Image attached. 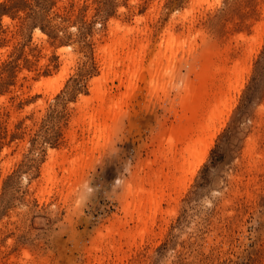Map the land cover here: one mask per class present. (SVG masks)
I'll use <instances>...</instances> for the list:
<instances>
[{"label":"rangeland","instance_id":"374dc122","mask_svg":"<svg viewBox=\"0 0 264 264\" xmlns=\"http://www.w3.org/2000/svg\"><path fill=\"white\" fill-rule=\"evenodd\" d=\"M0 264H264V0H0Z\"/></svg>","mask_w":264,"mask_h":264},{"label":"bare ground","instance_id":"6f19581e","mask_svg":"<svg viewBox=\"0 0 264 264\" xmlns=\"http://www.w3.org/2000/svg\"><path fill=\"white\" fill-rule=\"evenodd\" d=\"M117 26H119V25H117ZM125 28V27H124ZM113 30V29H112ZM116 30V29H115ZM128 30V29H127ZM129 30H131V29H129ZM113 32H114V30H113ZM113 32H111V36H112V33ZM118 32H121V30L120 29H118L117 30V32H115V35H116V33H118ZM129 33V32H128ZM137 33H138V31H137ZM119 34V33H118ZM123 34V33H122ZM114 35V34H113ZM128 35V37H129V35H131V34H127ZM172 37V36H171ZM119 38V37H118ZM175 38V37H174ZM168 38L167 40H169L168 41V43H167V46H166V48L164 47V50H165V52H166V54H167V52L169 51V52H171V54L173 55V53H174V50L177 48V46L180 48V46H181V44L182 45H184V42L182 41V43L180 44V42L181 41H179V44L177 43V41L175 40V39H177V38ZM120 39H121V37H120ZM123 39V38H122ZM124 39H125V37H124ZM111 43V42H110ZM113 43H115V41L113 42ZM112 43V44H113ZM128 43V42H127ZM165 44V43H164ZM129 45V44H128ZM128 45H126V43H124V42H122L121 40L120 41H118V42H116L114 45H112V46H110V47H107V49L104 51V52H106V61H104V62H106V67H107V69L109 70V72H116V69H117V67L119 66V64L121 63V60H120V57L119 56H117L116 55V53H117V51L122 47H125V46H127L128 47ZM166 45V44H165ZM164 45V46H165ZM130 47V46H129ZM178 48V49H179ZM128 49V48H127ZM131 50V49H130ZM141 50V49H140ZM164 50H163V53H165L164 52ZM167 50V51H166ZM127 51V50H126ZM138 51V50H137ZM176 51H177V49H176ZM131 52V51H130ZM142 52V51H141ZM119 53H120V51H119ZM133 53V52H132ZM162 53V54H163ZM105 54V53H104ZM125 54H127V53H125ZM134 54V53H133ZM138 54V53H137ZM136 54V52H135V55H137ZM140 54V53H139ZM138 54V55H139ZM165 56V55H164ZM138 57H140V56H138ZM168 57V56H167ZM170 57H172L171 55H170ZM129 58V61H132L131 62V64L133 63V60H134V57H128ZM136 59V58H135ZM139 59V58H138ZM125 61V60H124ZM123 62V61H122ZM126 62V61H125ZM135 62V61H134ZM128 63V62H127ZM126 64V63H125ZM122 64H120V66H121ZM134 65H135V63H134ZM104 66V65H103ZM131 66V65H130ZM135 67H138V66H135ZM140 67V66H139ZM129 68V67H128ZM119 69V68H118ZM136 69V71H137V68H135ZM126 70V69H125ZM133 70V69H132ZM160 70V69H159ZM129 71H130V69H129ZM128 71V69H127V75L129 76V77H127L128 78V81L130 82V81H133L134 82V79H133V73H135L134 72V70H133V73H132V75L130 74V72ZM123 72L125 73V71H124V69H123ZM209 72V71H208ZM213 72V71H212ZM116 73H118V72H116ZM110 74V73H109ZM123 74V73H122ZM136 74H138L137 72H136ZM209 74V73H208ZM105 76L104 77H106V75H107V78H108V74H104ZM110 75H112V74H110ZM109 75V76H110ZM124 75H126V74H124ZM134 76H136V75H134ZM138 77V76H137ZM126 78V77H125ZM215 78V77H214ZM99 79H102V77L101 78H99ZM106 81H105V80ZM97 80V79H96ZM102 80H104L105 82H107V79L106 78H103ZM135 80H136V78H135ZM156 82V81H155ZM95 83H97V88H96V93L97 94H95V96L97 95V98H98V101H99V105L97 106V108H95V109H93V112H90V111H86L85 109L83 110V111H86V115H88L87 117L90 119H88L89 120V123L90 122H92V124H93V129L92 130H95L94 132V138H93V141H95L94 139L95 138H97L99 141L101 140V139H105V137H103V135L105 134V132H106V130H107V119H109L110 117V115L114 112V110L118 107V99H114L115 101H117V103H115L114 104V102L113 103H111L109 100V102H106V100H105V95H104V93L102 92V90L104 91V92H106L107 93V91H105L104 89L105 88H103V87H100V85H99V83H100V81L99 80H97V81H95ZM104 84V83H103ZM103 84H102V86H103ZM133 84V83H132ZM153 84V83H152ZM105 86V85H104ZM160 87V86H159ZM101 88H102V90H101ZM94 89V88H93ZM94 97V96H93ZM109 98H111V97H109ZM108 99V98H107ZM120 99V98H119ZM89 100V99H88ZM88 100H86V101H88ZM94 101H95V99H93ZM111 100V99H110ZM96 101H97V99H96ZM98 101H97V103H98ZM113 101V100H112ZM221 101V100H220ZM83 102H85V101H83ZM90 102H91V100L90 101H88V102H86V104H90ZM93 102V101H92ZM120 103H121V101H119ZM198 102V101H197ZM225 102V101H224ZM204 103H205V101H204ZM203 103V104H204ZM220 103V102H219ZM218 103V104H219ZM114 104V105H113ZM217 104V105H218ZM221 104V103H220ZM224 103H222V105H223ZM226 104H227V102H226ZM225 104V105H226ZM201 105H202V103H201ZM199 105L200 107H202V106H204V105ZM222 105L221 106H219L218 105V109L220 108V107H222ZM224 105V106H225ZM189 106H190V104H189ZM196 107V103H195V106H194V103H193V105H192V108L193 109H195L196 108V111H197V114H196V117H195V119H193L194 118V115L193 116H190L191 117V121H190V123H188V125L189 126H187V125H185L184 127H183V129L179 132L180 133V135H171L170 137H169V139L167 140V148H165L166 149V151L168 152V154H171V153H174V148L176 147V144L178 143V140L179 141H184L185 142V145H184V143H183V145L185 146V147H183L184 148V150L182 149V153H183V155H180V156H183V160H184V164L183 165H185L186 163H188V162H190L191 163V161L193 160V159H195L199 154H201V152H203L202 150H199V148H201V146H202V143H203V141H205L204 139H203V136L204 135H206L205 133H207V131L211 128V124L214 122V120H215V118H216V108L214 107L213 109H205L206 110V112L205 113H203V115L201 116V118H200V115L201 114H199V111L197 110V108L199 109L200 107ZM209 107V106H208ZM82 108V107H81ZM80 108V109H81ZM217 109V110H218ZM117 111H118V109H116ZM115 110V112L116 113H118L117 111ZM199 110H201V109H199ZM204 110V111H205ZM220 110V109H219ZM201 112V111H200ZM203 112V111H202ZM218 112H220L221 113V111H218ZM115 113V114H116ZM84 114V118H85V115ZM222 114V113H221ZM81 115H83V114H81ZM80 115V116H81ZM114 115V114H113ZM86 117V118H87ZM102 117H104V119H103V122L101 121V118ZM85 118V119H86ZM82 119V118H81ZM112 119V118H111ZM110 119V120H111ZM84 120V119H83ZM217 120V119H216ZM79 121V120H78ZM77 121V122H78ZM194 122H196L195 124H193ZM81 123V122H80ZM83 123V122H82ZM87 123V122H86ZM88 124V123H87ZM89 125V124H88ZM87 125V126H88ZM90 126H91V124H90ZM213 127V126H212ZM91 128V127H90ZM91 132V131H90ZM208 134V133H207ZM209 135V134H208ZM105 136V135H104ZM206 137V136H205ZM96 139V140H97ZM184 139V140H183ZM207 139V138H206ZM207 141V140H206ZM96 143V142H95ZM95 143H93V145L95 144ZM97 143H98V141H97ZM182 143V142H181ZM99 144V143H98ZM101 144V143H100ZM96 145V144H95ZM97 146V145H96ZM204 146V145H203ZM203 146H202V148H203ZM182 147V146H181ZM177 148V147H176ZM166 151H163V153H165ZM201 151V152H200ZM166 152V153H167ZM181 153V154H182ZM172 155V154H171ZM174 155V154H173ZM166 156V155H165ZM168 158V157H167ZM173 158V157H172ZM175 159V158H174ZM73 162H75L74 160H73ZM182 163V162H181ZM180 163V164H181ZM190 163H188V164H190ZM188 166V165H187ZM52 168V167H51ZM185 168H186V166H185ZM68 170V169H67ZM48 172V171H47ZM51 172H54L53 170L51 171ZM67 172V171H66ZM55 173V172H54ZM49 177H50V175H49ZM50 179H51V177H50ZM50 179H48V180H50ZM55 181H57V179L55 180ZM152 184V183H151ZM151 187V186H150ZM145 189V188H144ZM152 190V189H151ZM148 191H149V189H148ZM148 191H147V193H148ZM142 192V191H141ZM143 192H146V190L145 191H143ZM152 192L153 191H151L150 192V197L152 198ZM156 192V191H155ZM149 194V193H148ZM141 195H143V194H141ZM158 195V194H157ZM156 196V195H155ZM138 197H139V195H138ZM143 197V196H142ZM142 197L140 196L139 198L140 199H142ZM145 198V197H144ZM153 199V198H152ZM138 200V202H139V199H137ZM154 200H156V199H154ZM154 200H151V201H154ZM147 199H146V201H144L145 202V204H147ZM150 201V200H149ZM141 202H142V200H141ZM143 202V203H144ZM156 202V201H155ZM140 203V202H139ZM138 203V204H139ZM135 205L137 206V203H135ZM143 205V204H142ZM139 207H138V209L140 208V206H141V204L140 205H138ZM142 207H144V205L142 206ZM141 207V208H142ZM136 212H138L137 210H136ZM140 212L141 211H139V214H140ZM142 213V212H141ZM140 215H138V217H139Z\"/></svg>","mask_w":264,"mask_h":264}]
</instances>
